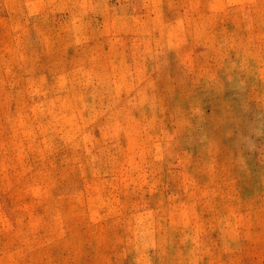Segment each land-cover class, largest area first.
I'll return each instance as SVG.
<instances>
[{"label": "rangeland", "instance_id": "374dc122", "mask_svg": "<svg viewBox=\"0 0 264 264\" xmlns=\"http://www.w3.org/2000/svg\"><path fill=\"white\" fill-rule=\"evenodd\" d=\"M0 264H264V0H0Z\"/></svg>", "mask_w": 264, "mask_h": 264}]
</instances>
